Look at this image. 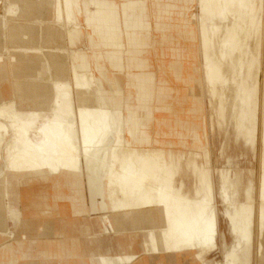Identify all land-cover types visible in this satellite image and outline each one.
I'll return each instance as SVG.
<instances>
[{
  "label": "bare ground",
  "instance_id": "6f19581e",
  "mask_svg": "<svg viewBox=\"0 0 264 264\" xmlns=\"http://www.w3.org/2000/svg\"><path fill=\"white\" fill-rule=\"evenodd\" d=\"M16 1L18 6L6 10L18 13L16 21L4 23L0 18V49L3 35L9 36L10 46H23L20 35L30 34L29 42L34 43L23 47L38 49L54 41V48L68 52V61L61 54L26 53L15 56L16 63L11 58L10 64L0 63L1 235L14 237L6 221L15 213L8 202L15 188L25 182H50L56 193L71 189L68 198L76 203L78 213L96 216L93 223H103L102 233L127 231L134 240L140 239V251L147 257L158 256L160 263L170 255L166 262L173 264H264V18L258 16L264 13V0H163L155 5L160 30L182 34L174 59L161 69L173 80L162 76L158 81L153 67L146 65L148 58L135 49L140 39L134 34L146 27L134 14L138 9L146 11L143 1ZM120 15L128 41L115 34ZM45 18L62 23L64 31L49 23L41 38L37 32L41 29L28 21ZM93 29L98 37H93ZM188 39L194 42L185 43ZM174 40L173 35H162L161 42ZM97 44L116 48L97 52L93 50ZM103 55L112 69L101 61ZM179 83L193 84L192 89ZM198 83L211 95L207 109L214 108L217 115L213 119L208 114L204 120L208 139L214 121L219 127L231 125L235 133L236 145L229 143L230 136L221 138L220 147L238 148L236 155H226L229 166L211 157L210 150L199 158V152H178L173 147L189 145L201 136V132L195 136L199 130L193 119L179 115L199 111L181 107L190 99L192 104L201 103L194 86ZM189 90L197 91L191 95ZM154 99L161 100L171 114L162 119L167 131L156 135L146 118ZM173 132H177L175 141L170 138ZM241 141L257 149L255 182L243 173ZM26 189L20 190L23 195ZM45 191H40V200H32L33 210H39L46 223H55L52 214L65 196L54 199ZM18 220L27 223L20 214ZM222 225L227 232L221 231ZM131 252L117 256L101 252L94 259L97 264L132 263L137 252ZM215 252L220 259L213 257Z\"/></svg>",
  "mask_w": 264,
  "mask_h": 264
},
{
  "label": "crops",
  "instance_id": "0c3cea01",
  "mask_svg": "<svg viewBox=\"0 0 264 264\" xmlns=\"http://www.w3.org/2000/svg\"><path fill=\"white\" fill-rule=\"evenodd\" d=\"M113 1L114 3L118 4L123 3V0ZM137 1H143L147 9L146 11H141V13L140 9H138L134 13L136 16L135 18L142 20L146 25V27L137 30L136 34H134L138 39H140V43L135 49L137 53L139 52L143 58H148V60L146 61V65H151L155 70V78H157L156 81H158V78L162 76L167 79L169 78L173 80L168 71L161 72V69L162 67H166L174 59V52L178 47V36L181 33L176 30H167L166 32H164L161 31L157 26V21L159 20V18L157 19L154 8L155 5L160 4L161 2H163V0ZM94 8L95 6H93V9ZM118 19L122 22L118 28L119 30H116L115 34L120 35L119 37H123L122 39L124 41H128L129 36L127 28L124 26V15H120ZM173 19H177V17H173ZM165 20L167 19L165 18ZM147 23H149L150 27H148ZM98 35V30L93 29V37H98ZM105 35H108V33L105 32ZM162 35H173L175 37V40L173 43L162 44ZM97 41H99L98 38ZM181 46L183 47V44H181ZM115 48L116 47L112 46L104 47L101 44L93 46V50H96L97 52H110L114 51ZM162 55L166 57L161 58ZM103 57L101 61L105 66H107V68L112 69L106 57L104 55ZM193 61L194 60L192 57L190 60L191 65ZM149 69L150 67H147L145 69L141 68L140 73L142 71H148ZM119 77L123 82L127 81L126 75L121 74ZM105 85H107V83H105ZM137 101H132V103L136 104ZM149 104L151 105V110H149V112L147 113L146 118L148 119L147 123L150 126L151 134L156 135V132H159L160 134L162 132V129L166 130L167 128L162 127V119L164 117H170L171 114L169 113V111L163 109L161 100L159 99H154L153 101H150ZM184 114L185 113H179V115ZM176 134L177 132H173L171 134L170 138L172 141H175L177 139ZM24 188H27L26 191H28L26 192L27 194L24 193L25 195H23V193H21L20 191H23ZM41 188L45 189V192L49 194L51 198L53 197L55 199V196L59 198L60 195L65 196V198L58 200L61 208L59 209V207H57V210H54L52 214V218L55 223H46L44 216L42 215L41 218L39 212H37L39 210H33L34 207L32 206V200H35L37 198L39 199L42 196L40 193V191L42 190ZM17 189L18 191H16ZM60 190L61 191H59V193H56L57 190L54 188V186L51 185L50 182L49 184H46L40 181L21 183L20 187L17 186L15 188L10 196L11 198H8V202H11L13 204L12 207L15 209V213L11 215L12 217L8 219V221H6L7 225H9L10 228L14 231V237L7 238L0 233V264H97L94 259V256L97 253L102 252L105 255L117 256L118 254H124V252L132 253L131 251L137 252L136 256H138H135L136 258H133L132 263L126 261H115L114 264H145L146 261H148V263L146 264H157L156 261L160 263L159 258H157L158 256L147 257L143 253V251H140L143 248L140 239L134 240L133 235L130 236L127 231L119 233L117 232L113 235L102 233L101 227L104 226L103 223H93V219L85 220L82 217H86V215L78 213V207L76 203L71 198H68V194H71L72 190L68 188H62ZM54 199H51V203L53 204L55 202ZM83 208L85 207L83 206ZM18 214H20L23 219L26 218V222L29 223H20L18 220ZM9 226H7V228ZM170 257V255H166L165 259L163 258L165 260V263L160 264H173L166 262ZM143 261L145 263H142ZM178 264H185V262L183 261Z\"/></svg>",
  "mask_w": 264,
  "mask_h": 264
},
{
  "label": "rangeland",
  "instance_id": "374dc122",
  "mask_svg": "<svg viewBox=\"0 0 264 264\" xmlns=\"http://www.w3.org/2000/svg\"><path fill=\"white\" fill-rule=\"evenodd\" d=\"M16 3H17L16 0H14V1H12V0L11 1L10 0H0V18H4V23L5 22L6 23H12L13 21H16L14 18H15V16L18 15V13L14 14V13H9V12L6 11V10H8L7 7H9L11 5L12 6L13 5H17L18 6V4H16ZM20 5H21V3H20ZM194 9L196 10L197 7L194 6ZM11 15H12V17L10 18L9 16H11ZM258 16H259V19H263L264 18V13L261 11ZM8 18H10V19H8ZM53 20H54L53 18L50 19V20L48 18H45V19L30 20L28 22H30L31 23L30 25L33 26L35 29L36 28H40L41 29V30H37V32L39 31V35L43 33V31L45 30L46 26L49 23L52 24L55 28H59L60 30L64 31L62 23L57 22V21L53 22ZM179 36H178V40H182V37L181 36L179 37ZM20 37L23 40V43H22L23 46L24 45L26 46L28 44L32 45L31 43H34L33 41L29 42V40H31V38H30L31 35L30 34H26V35L23 34V35H20ZM40 37L42 38L43 36L40 35ZM64 38L65 37H61L60 35L58 36V39H61L62 42H65V41H63ZM83 39L84 38H82V41H80L82 46L85 43V41ZM1 40L3 41V47H1V49H0V54L2 56V58L0 60V63H3L5 61V62H7V64H10L9 63V59L10 58L16 63V57L18 55H20V54L24 55L26 53L45 55V57L50 56V55H55V54H61L67 59V55H68L67 53L68 52L65 51L64 47L54 48L53 44H56V42H54V41H52V42H50V41L48 42L47 41V42L43 43V45L40 44L39 46H42V48L39 47L38 49H31V48L27 49V48H25L23 46H10V44H8V43L11 42L9 36L3 35L1 37ZM189 42L193 43L194 41H192L190 39L185 41V43H189ZM179 43L183 44V46H187L188 45V44H184L182 42H179ZM11 54L13 55L12 57H10ZM67 61H68V59H67ZM8 71H11V70L8 68ZM54 76H58V75L56 74ZM8 85H10V84H8ZM192 85H185L183 83H179L178 84L179 87L186 88V89H190V88L192 89ZM197 85H198V87H197ZM185 86H187V87H185ZM194 86H195V88H197L198 91L197 90H189V91H191V95L195 94L196 91L201 93V97H200V99L202 100L201 103L197 102L196 100H193V104H192V100L190 99L187 102H185V104L181 105V107L185 108L187 111H189V109L191 107L199 109V111L196 110L197 111L196 114H194L193 112H191L190 114L185 113L184 115H181V118H184V119L191 118V119H193L194 122H195L194 124H195L196 130H199L198 134L196 132L195 136L196 135L199 136L200 132H201V136H199L198 139L196 137H194L195 141L191 140L190 143L188 142L189 145L185 146L184 144L182 145V143H180V144L176 143L177 146H173V147L176 150H178V152H181V151L188 152V150L199 152L198 153L199 158H201V156L206 154L208 152L207 150H210L211 157L215 156L216 161H220L221 160V161H223V163H221V164H223L224 166H229L231 163L229 161L226 162V160H227V156L226 155H228V154L229 155H236L235 153H238V148L237 147H233V146H228L226 148V145H225V148H222V147H220V145H221V138L223 137V139L225 141L229 136H230V141H229L230 144H233L234 142L237 143L235 138L233 137L234 134H235V133H233V130H232L233 128L231 127V125L226 126L227 123H225V124L223 123V125H221V127H219L220 125L217 122L214 121V123H212V131L210 132L209 139H208V134L204 130L205 129L204 128V126H205V121L204 120L208 119V114L209 115L211 114V117L213 119H214V117L216 119L217 115H213V114H216L213 111L214 108L212 109V107H211V108L207 109V107H206V103L208 102V100H210L209 98L211 97V95H208L209 92L205 93V90L201 91V89H203V87H202V85H199V83L198 84H194ZM187 96H188V94H187ZM204 103H205V106H204ZM210 109H212V110L210 111ZM215 127L217 129H215ZM227 127H228V130L225 133V128H227ZM222 129H224V130H222ZM208 141L210 142V145L212 144L211 147H209V142ZM235 143L233 145H236ZM241 145L242 146L240 148V153H241L242 157H244L246 155L244 158H242L240 156L241 157V161H242L241 166L244 168L243 169V173H244V175L246 176L247 179H253L254 182H255L256 181V177H258V174H259V157H258L257 152H256L257 149L253 148L250 145H249L250 147H248V144H244V141L243 142L241 141ZM243 147H245V148H243ZM224 150H225V153H223ZM185 155H187V153H185ZM238 166H240V165L238 164ZM249 168L253 169L252 172L249 171ZM212 174L214 175L215 178H217L216 177L217 176V172L216 171H214ZM252 174H254V175H252ZM218 200H220V199L218 198ZM82 207H83V205H82ZM219 207L220 208L223 207V204L221 202H219ZM82 218L85 219V220H89V219H93V221L97 220L96 216H94L93 214L91 216L90 215H87L86 217L83 216ZM222 223H225L224 220H223ZM221 231H223V232L226 231L227 232V230L224 227V225H222ZM213 257L220 259L221 258V254L219 252H215Z\"/></svg>",
  "mask_w": 264,
  "mask_h": 264
}]
</instances>
